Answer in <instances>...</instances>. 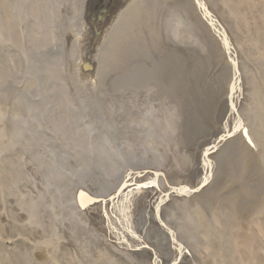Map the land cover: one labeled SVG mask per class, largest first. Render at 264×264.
I'll return each instance as SVG.
<instances>
[{
    "label": "rangeland",
    "instance_id": "rangeland-1",
    "mask_svg": "<svg viewBox=\"0 0 264 264\" xmlns=\"http://www.w3.org/2000/svg\"><path fill=\"white\" fill-rule=\"evenodd\" d=\"M119 1L106 33L101 24L96 36L87 19L106 6L109 11ZM201 4L218 14L225 29H220L222 35L206 26ZM259 10H264V0H0V231L4 240L23 237L21 245L31 256L33 245L39 246L31 237L45 240L47 233L66 232L58 224V212L55 220L33 227L28 215L18 212L27 204H43L42 209L53 213L52 205L60 204V190L68 193L77 173L84 179L95 174L101 184L103 176L115 173L117 178L118 169L128 166L174 168L179 173L174 176L177 184L182 183L178 190L165 193L170 200L159 229L167 244L157 239L155 250L172 245L170 249L187 256V264H264V63H256L247 50L261 51L258 48L264 44V19L252 17ZM82 25L85 34L77 43L74 34L79 35ZM228 44L238 51L243 78L240 71L236 73ZM168 58L183 75L181 83L175 84L177 90H171L167 80L160 83L146 75L149 66ZM194 65L197 72L189 74ZM197 74L203 83H216L207 89L217 91L223 103H229L230 95L242 87L245 97L237 105L243 123L239 136L246 141L248 131V142L250 136L254 139L251 149L241 140L242 149L249 151L238 144L234 145L238 155L219 158L233 142L216 143L212 127L220 125L215 123V108L213 118L204 120L207 131L191 133L196 137L192 142L196 141L188 147L186 131L195 129L181 120L186 102L194 96L187 93L186 99L182 92L189 86L184 79ZM93 81L98 82L96 90L88 87ZM177 121L180 126L175 127ZM209 139H215L209 144L214 148L207 149ZM160 144L164 151L157 149ZM92 145L97 162L86 153ZM226 150L225 155L232 156V150ZM65 157L75 170L68 173L69 186L60 187L51 184L47 174L58 171ZM223 168H229V178L219 177L218 182ZM79 183L74 179V190ZM183 184L186 188L181 190ZM10 245L4 264H13ZM44 246L50 255L54 253L53 243ZM124 249L108 247L114 264H149L147 253L139 254L145 246ZM34 256L46 258L42 249L35 250ZM63 261L75 264L71 254ZM76 262L81 263L80 257Z\"/></svg>",
    "mask_w": 264,
    "mask_h": 264
},
{
    "label": "bare ground",
    "instance_id": "bare-ground-1",
    "mask_svg": "<svg viewBox=\"0 0 264 264\" xmlns=\"http://www.w3.org/2000/svg\"><path fill=\"white\" fill-rule=\"evenodd\" d=\"M195 2L197 3V1ZM119 6L120 1L116 2L113 7L110 8V12L108 13L109 16H107L102 29L104 34L110 24L109 21L112 19ZM199 6L201 8V17L203 16L205 19L206 26L210 27V29L212 27L218 31V36L222 35L219 28L222 24L218 14L207 8L204 4ZM252 17L254 20L264 19V10H259L256 14H252ZM83 34H85V27L82 25L79 28V35L78 32L77 34H74V39H77V43H79ZM101 39L102 37L95 42V48L100 43ZM227 47L230 49L229 44ZM258 49L262 52L247 48L248 52L255 58L254 61L256 63L259 61L263 64L264 61L262 59L264 56L262 53L264 52V44H260ZM231 51L232 49H230V56L232 55V62L236 69V73L240 71V75L243 78L241 72L242 67L238 62V51L234 46L233 51ZM147 60L152 62V58ZM156 63L159 67H157ZM156 63L149 66L150 68L146 75L148 77L156 78L160 83L167 80V82L171 83L168 85L170 89L177 90L175 84L178 85V83H181L179 79L183 76L179 70L180 66L174 67L169 58L167 60L161 59ZM164 63L166 64V67H164ZM128 66L129 65H127V67ZM261 67L264 73V65H261ZM194 72H197L195 65L191 68L189 74H194ZM120 74L125 78L129 77L128 74L123 72H120ZM120 74H118V80L121 77ZM199 77L200 75L197 74L194 75V78L186 77L184 79L186 81L184 85L189 86L182 92L183 96L186 99L188 98L187 93H191L194 96L189 104L186 102L184 108L185 113L181 120V122L183 121L184 123L185 121V123H188L191 128L195 129L194 132H189V130L186 131V142L189 143L188 147H192L196 141L192 142L194 138L196 139L192 134L200 135L207 131L209 125L207 123L204 124V120L206 119L207 121V119L209 120L213 118L212 114L215 108L217 111L215 123H219L218 125H220V127L216 125H213L215 127H212L214 136L217 135L216 140H214L218 144L225 141L229 143L233 142L227 146V148L232 150V156L225 155V152L227 151V148H225L223 152H220L219 158H221V160L222 157L229 159L230 157L238 155V151H236L234 146H237L238 144L242 151H249L248 148L251 149V146H255L252 145L255 144L254 139L250 136V140L253 141V143L250 141V143H252L250 144L247 140L245 141L241 135L239 136V133L243 128V123L241 122L240 109H238L237 105H239L245 97L244 94H242V87H240L239 90L235 89L236 91L232 95V98L230 95L229 103L226 101L228 98L227 94V98H225L226 102L223 103L222 99L218 97L219 93L217 91H210L207 89V87L212 88L216 83L212 80L203 83L202 81H199ZM88 87L92 89L95 88L96 90L98 88V82L96 84V82L93 81ZM186 99L185 101H187ZM174 126H180L179 122L177 121L174 123ZM247 133L249 134L248 131ZM247 133L244 132L245 138H249L248 136L250 134L248 135ZM214 140L209 139L206 142L208 145L207 149L214 148V146L209 147L214 143ZM241 140L248 143H246L248 148L242 149ZM232 145L233 148H231ZM156 147L160 152L165 149L163 144ZM86 153H91L89 159L94 162H97L99 159L95 152L94 145H92L90 149H87ZM104 162L108 163L109 160L105 159ZM203 164L205 163L203 162L201 165ZM108 165L109 168H114L111 161ZM74 170L75 169L71 165L68 157H65L60 162L58 171H51L47 174V180L51 182V184H59L60 187H68V173H72ZM118 170L120 171L117 173V178L114 177L115 173L113 175L111 174V176L105 175L102 177L101 184L98 183L99 177H95V174L90 175V178L88 179H84L80 173H77L76 176L73 175L75 177L70 180L69 192L64 193L61 189L59 192L60 204L52 205L53 209L51 206L53 213H49L45 209H42L43 204L41 206L37 205L36 207H32L31 204L25 205L24 209L20 211L21 213H18L21 214L22 217L28 215L27 221L30 223L29 225L31 227L43 226L49 221V219L52 221L55 220L58 212V224L61 225V227H66L67 231L62 232L61 234L57 232L58 236H55L56 233L54 235L47 233L45 240L44 237L40 236L31 237L37 240L39 246L36 244L33 245L30 256L29 250L21 245L23 237L21 239V237L14 235L15 239L13 242L12 240L7 242V240H4L2 233L3 230L1 229L0 239H2V236L3 241H0V264L5 263V250L10 243V254L13 264H66L63 259L67 254L74 256L75 264H77L76 259L79 257L80 264H114V261L112 260L113 258L108 255V247L111 245L123 250H125L124 248L130 250V248L145 246L146 250H139V254L142 256L141 252L147 253V257L149 258L146 259L149 264H187V256L179 252V250L170 249V247H173L172 245L169 247L167 246L168 250L166 249L164 251L158 248L159 252L154 248V245L157 246L159 242L164 246L167 244L166 241H163L164 237L159 229V221L164 218V214L166 213L165 204L170 200L169 195L165 193H168L167 191L169 190H178L182 183L177 184V181L175 180L174 176L179 174L178 171L174 168L166 171L167 169H155L150 167L135 168L129 166ZM228 170L229 168H223L220 174L218 171V182L220 178L223 180L229 178V175L226 174ZM203 171L204 169L202 172ZM93 173L94 168L92 170V174ZM152 176L154 178L153 180H150ZM74 179L80 181V183L76 185L75 190L73 189ZM185 188L186 185L183 184L180 189L183 190ZM80 191L84 192L88 198L85 197L79 202L77 200V195ZM14 205L17 207V204ZM12 208L15 210L13 202ZM12 208L11 211L15 213ZM37 233L39 232L37 231ZM157 239L159 242L156 241ZM49 242L53 243L55 248L54 253L51 255L47 252V248L44 246H48ZM39 249H42L46 254V258L39 259L34 256V251ZM74 250H76L75 254L73 253ZM62 261L63 263H61Z\"/></svg>",
    "mask_w": 264,
    "mask_h": 264
},
{
    "label": "water",
    "instance_id": "water-1",
    "mask_svg": "<svg viewBox=\"0 0 264 264\" xmlns=\"http://www.w3.org/2000/svg\"><path fill=\"white\" fill-rule=\"evenodd\" d=\"M110 12V8H109V11L107 9V6L104 7L103 9L99 10L95 16H91L87 19L88 23L90 25L93 26L94 28V31H95V35L98 36L100 34V26L101 24L104 25V22L106 21L107 19V16H108V13ZM79 201H82L83 198L87 197L86 195H84L83 193H80L79 195Z\"/></svg>",
    "mask_w": 264,
    "mask_h": 264
}]
</instances>
